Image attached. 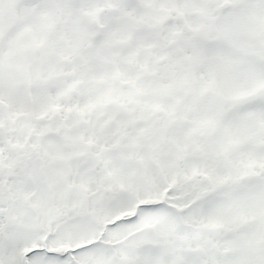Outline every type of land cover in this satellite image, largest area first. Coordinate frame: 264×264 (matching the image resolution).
Segmentation results:
<instances>
[{"label":"snow or ice","instance_id":"6c2138e0","mask_svg":"<svg viewBox=\"0 0 264 264\" xmlns=\"http://www.w3.org/2000/svg\"><path fill=\"white\" fill-rule=\"evenodd\" d=\"M0 264H264V0H0Z\"/></svg>","mask_w":264,"mask_h":264}]
</instances>
